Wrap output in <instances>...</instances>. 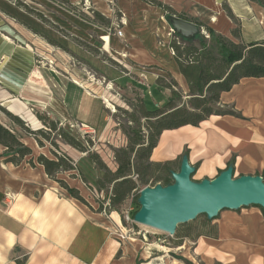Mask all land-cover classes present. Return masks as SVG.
Instances as JSON below:
<instances>
[{
  "label": "crops",
  "instance_id": "0c3cea01",
  "mask_svg": "<svg viewBox=\"0 0 264 264\" xmlns=\"http://www.w3.org/2000/svg\"><path fill=\"white\" fill-rule=\"evenodd\" d=\"M193 1L205 18L197 20L211 29L213 17L219 22L214 25L218 30L213 29L215 33L234 43L264 40V9L256 2ZM19 34L0 16V107L30 122L33 117L26 105L32 102L60 120L68 119L67 110L49 107L57 101L49 87L40 83L42 75L35 68L34 53ZM173 64V77L182 82L175 61ZM69 91L64 93V103ZM74 91L77 97L78 89ZM81 100L80 108L86 112ZM217 106L239 116L210 115L197 126L164 130L150 160L170 161L176 164L173 171L178 172L185 157L194 168L191 179L195 182L214 179L227 169L229 162L233 177L264 178V78L241 79L219 95ZM36 142L23 140L31 154L17 165L7 161L5 148L0 145V264H144L148 257L141 240L130 243L113 234V229L120 230L119 216V221H106L103 215L79 204L76 195H70L67 188L77 193L76 185L62 189L47 176L37 162L38 156H46L34 152ZM69 150L73 160L80 155L71 147ZM201 216L208 227L206 232L193 238L175 232L173 244H166L165 256L178 255L171 257L177 264H264L262 208L249 205L224 209L210 220Z\"/></svg>",
  "mask_w": 264,
  "mask_h": 264
},
{
  "label": "rangeland",
  "instance_id": "374dc122",
  "mask_svg": "<svg viewBox=\"0 0 264 264\" xmlns=\"http://www.w3.org/2000/svg\"><path fill=\"white\" fill-rule=\"evenodd\" d=\"M149 1L0 0V16L30 46L35 56V68L42 75L40 83L49 87L57 101L49 107L65 109L68 114V119L60 120L31 102L26 107L33 118L23 123L35 135H27L2 111L0 123L15 132L21 143L25 139L35 142L36 138L40 139L43 146L36 142L38 147L34 146V152L44 153L51 160H56L55 156H64L66 163L74 169L54 174V182L62 189L67 185H76L78 191L75 200L90 212L103 215L106 221L113 218L119 221L120 217V232L113 229V234L118 238L120 233L124 234V239H120L130 243L141 240L143 251L147 252L148 257L144 264H177L171 257L178 255L169 253L171 257L165 256L168 248L166 244L173 242L175 233L170 235L136 224L133 219L127 220L131 199L114 210L105 211L108 203L106 193H110V187L107 184L101 191L97 190L96 180L103 175V171L97 169L88 158L90 154H96L109 169L116 167L114 151L126 145L123 131L133 126L131 115L139 117L136 111L143 103V88L149 90V76L158 79L159 88H174L181 91L183 99L186 97L185 81H178L172 74L177 54L174 46L183 47V43L174 37L167 19L172 15H182L200 20L205 19L203 12L193 0ZM157 3L168 8L159 7ZM212 20L211 27L218 31L214 25L219 22L214 17ZM116 30L121 31V36L116 34ZM202 31L206 34L203 28ZM193 45L199 47L198 41H194ZM124 78L129 79V82H124ZM75 88L79 92L77 97V92L73 93ZM160 89L148 94L159 95L162 99L168 97L169 89ZM68 91L69 104L67 100L65 103L63 101L64 93ZM80 99L86 112L80 108ZM37 115L57 122V129L50 131L38 120ZM140 122L143 124L144 120ZM81 123L93 127L95 131ZM59 128L80 141L87 152L76 150L80 155L73 160L69 150L71 146L57 135ZM38 131L45 135L48 133V140L38 135ZM51 141L57 146L51 145ZM175 167L176 164H173L172 169ZM100 202H103L102 207ZM203 222L204 217L199 215L190 222L178 225L175 231L177 235L180 231L193 238L208 229ZM209 230L212 232V228L209 227ZM190 247L188 243V252Z\"/></svg>",
  "mask_w": 264,
  "mask_h": 264
},
{
  "label": "trees",
  "instance_id": "16d2710c",
  "mask_svg": "<svg viewBox=\"0 0 264 264\" xmlns=\"http://www.w3.org/2000/svg\"><path fill=\"white\" fill-rule=\"evenodd\" d=\"M250 1L256 2L264 9V0ZM152 2L156 1H149V3ZM157 4L159 7L168 8L161 3ZM178 17L186 21H193L206 32V34H198L192 39H183L174 33V37L183 43V47L174 46L177 52L174 61L186 83V97L183 99L184 95L181 91L169 87H160L170 91L165 99L159 95H149L150 91L155 93L161 90L157 86L158 79L149 76V90L143 88V103L136 111L139 117L131 115L130 122L133 126H128L123 131L127 139L126 145L114 151L116 167L113 170L109 169L96 154L88 156L95 163L97 169L103 171V175L96 180L97 190L101 191L107 184L110 187V193H106L108 203L105 211L114 210L124 201L131 199V210L128 212L130 219H133L139 209L137 203L139 191L144 187H154L157 184L163 187L172 184L173 163L150 160L151 152L156 147L162 131L177 129L185 125L197 126L210 115L239 116L230 109H217L219 95L229 91L241 79L264 78V40L252 43H234L215 33L213 29L197 19L189 20L182 15ZM194 41H198L199 47L193 45ZM124 82H129V79L124 78ZM174 84L177 87L175 82ZM0 111L5 113L27 135H35L34 132L24 127L23 121L18 117L4 111L1 107ZM37 118L50 131L57 129V122L49 121L40 115H37ZM141 119L144 120L143 124L140 122ZM39 134L48 140L49 136H46L48 133L45 135L38 131ZM57 135L74 150L87 152L80 141L65 133L61 128L58 129ZM36 141L39 146H43L40 139L36 138ZM50 144L57 146L52 141ZM0 145L5 148L4 155L7 157V161L15 165L19 164L25 156L31 154V150L20 142L18 135L1 123ZM55 157L56 160L47 159L42 155L37 157V162L43 166L48 177L53 178V175L61 170L74 169L66 163L64 156H61L62 158ZM29 163L32 164L31 161ZM228 164L230 165V162ZM67 191L75 197L76 190L67 188ZM102 206L103 202H100V207ZM179 243L181 241H175V244Z\"/></svg>",
  "mask_w": 264,
  "mask_h": 264
},
{
  "label": "water",
  "instance_id": "95a60500",
  "mask_svg": "<svg viewBox=\"0 0 264 264\" xmlns=\"http://www.w3.org/2000/svg\"><path fill=\"white\" fill-rule=\"evenodd\" d=\"M167 21L172 32L183 39L203 34L195 23L177 16H169ZM5 110L11 113L8 109ZM11 114L26 122L22 117ZM193 171L194 168L183 157L179 171L171 173L172 184L165 187L159 184L144 187L137 198L139 209L133 221L172 235L178 225L190 222L199 215L210 220L221 210H235L249 205L259 206L264 210L263 177H233V169L229 165L214 179L195 182L191 180Z\"/></svg>",
  "mask_w": 264,
  "mask_h": 264
},
{
  "label": "built area",
  "instance_id": "2783aa9c",
  "mask_svg": "<svg viewBox=\"0 0 264 264\" xmlns=\"http://www.w3.org/2000/svg\"><path fill=\"white\" fill-rule=\"evenodd\" d=\"M171 31H172V30H171ZM115 32H116V34H117L118 36H121V31H120V30H116ZM203 34H205V33L203 32ZM206 37H207V36H206ZM129 210H131V207H130ZM128 212H129V211H128ZM128 212H127V215H126L127 220H129ZM118 231L120 232V230H118ZM120 238H121V239H124V234H121V233H120Z\"/></svg>",
  "mask_w": 264,
  "mask_h": 264
},
{
  "label": "bare ground",
  "instance_id": "6f19581e",
  "mask_svg": "<svg viewBox=\"0 0 264 264\" xmlns=\"http://www.w3.org/2000/svg\"><path fill=\"white\" fill-rule=\"evenodd\" d=\"M105 102L107 103L108 106H110V104L107 101H105ZM110 108H112V107H110Z\"/></svg>",
  "mask_w": 264,
  "mask_h": 264
}]
</instances>
